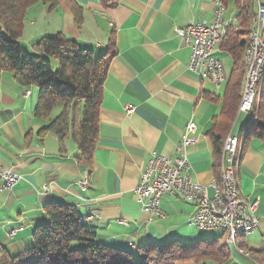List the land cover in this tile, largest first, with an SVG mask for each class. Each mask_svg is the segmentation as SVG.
I'll return each instance as SVG.
<instances>
[{
	"label": "crops",
	"instance_id": "1",
	"mask_svg": "<svg viewBox=\"0 0 264 264\" xmlns=\"http://www.w3.org/2000/svg\"><path fill=\"white\" fill-rule=\"evenodd\" d=\"M72 2L59 0L55 11L68 18L58 27L43 26L32 33L25 26L20 46L33 52L35 40L63 33L99 58L114 36L117 54L103 86L93 163L91 167L80 163L78 145L71 138L40 134L47 122L36 113L39 89L24 87L11 73L2 72L0 166L12 169L22 180L13 191L0 196V249L34 261L32 235L48 223L44 209L52 203L75 206L101 243L132 252L138 260L143 257L139 250L148 244L208 242L201 230L189 225L195 205L177 195L165 196L164 217L151 220L134 194L152 153L177 158L182 135L193 121L197 143L187 153L192 176L202 186L208 187L216 178L219 156L214 138L225 141L233 132L240 139L236 159L241 193L259 202L260 217L259 229L244 242L252 256L264 252V137L250 138L243 152L245 135L258 119L264 78L253 114L238 109L229 117L225 101L232 59L220 48L214 54L225 66V81L217 88L188 70L191 49L176 34L177 28L190 23L210 22L212 0H111L113 8L102 6L100 0H75L83 8L81 28L75 24ZM238 14V10H227L226 22L234 21ZM31 26L37 22L32 21ZM236 76L242 98L245 74ZM127 105L134 106L132 114L126 113ZM87 174L89 187L83 189L81 181ZM225 243L232 251L227 264H256V260L264 264L263 257L249 258L236 244L228 239Z\"/></svg>",
	"mask_w": 264,
	"mask_h": 264
},
{
	"label": "trees",
	"instance_id": "2",
	"mask_svg": "<svg viewBox=\"0 0 264 264\" xmlns=\"http://www.w3.org/2000/svg\"><path fill=\"white\" fill-rule=\"evenodd\" d=\"M74 1V21L77 28H81L83 8ZM110 1L100 0L102 6L113 8ZM223 1L227 10L239 11L228 24L227 35L219 47L233 62L225 101V114L231 117L242 102V85L236 75L246 76L245 55L251 42L258 0ZM39 2L49 3L50 10L59 5V0H0V75L7 71L24 87L39 89L36 113L47 122L40 134L71 138L78 145L80 163L91 167L98 143L102 91L109 64L117 54L116 40L114 36L110 38L106 53L99 58L63 33L40 37L31 44L33 52H28L20 46V41L27 12ZM53 61L58 63V69L53 68ZM261 88L258 119L245 135L243 152L250 138L264 137V85ZM225 141L219 137L213 141L219 156L215 169L218 181ZM44 213L48 223L37 227L32 235L34 247L30 255L35 256L34 261L13 256L6 248H1L0 264H227L232 257L231 248L225 243L226 234L222 233L211 243L148 244L139 250L143 257L138 260L132 252L101 243L96 234L87 229L75 206L52 203L45 207ZM244 239L237 238L236 247L250 256ZM259 256L264 258V252L252 257Z\"/></svg>",
	"mask_w": 264,
	"mask_h": 264
},
{
	"label": "built area",
	"instance_id": "3",
	"mask_svg": "<svg viewBox=\"0 0 264 264\" xmlns=\"http://www.w3.org/2000/svg\"><path fill=\"white\" fill-rule=\"evenodd\" d=\"M214 6L213 18L210 22L190 23L185 28H177L176 34L182 38L191 49L188 70L198 75L202 80L211 81L220 88L225 81V66L223 62L214 57L221 43L227 35L228 23L225 20L224 1L212 0ZM263 27L258 32L257 59L250 64V88L254 83L258 66L264 56V0H262ZM250 88L247 95L246 113H249ZM30 92L26 93L29 96ZM133 105H127L125 111L132 114ZM197 126L190 121L182 135L178 146L177 158L152 153L150 160L142 172L140 181L134 189L137 202L143 210L151 215V220L164 217L162 199L165 196H180L186 202L197 207L190 217L189 225L201 231L222 230V221H229V230H223L231 241L232 220H240L242 229H259L258 216L259 202L244 197H235L229 178L230 150L232 136L227 148L225 167L227 169V182L229 187V204L227 212H219V192L214 178L210 185L202 186L192 176L191 163L187 149L197 143ZM81 181L83 189L89 187ZM22 177L12 169L0 166V196L5 192L13 191L21 182ZM210 189L213 193L210 194Z\"/></svg>",
	"mask_w": 264,
	"mask_h": 264
},
{
	"label": "bare ground",
	"instance_id": "4",
	"mask_svg": "<svg viewBox=\"0 0 264 264\" xmlns=\"http://www.w3.org/2000/svg\"><path fill=\"white\" fill-rule=\"evenodd\" d=\"M224 11L226 14V6L224 4ZM262 1H258L257 6V14L253 25L251 26V42L247 53L245 55V68H246V76H245V83L243 88V97L242 102L239 108V112L246 113V103H247V95L250 88V78H251V67L250 64L255 62L257 59V43H258V32L260 28L263 27V16H262ZM264 78V56L263 59L258 66V71L256 72L254 83H252L250 88V102H249V113H251L254 109V105L256 103V99L258 97L259 86L260 82ZM239 114V113H238ZM253 114V112H252ZM256 117V116H253ZM254 119V118H253ZM252 119V120H253ZM229 135L225 141L224 148H223V155L221 161V180L216 179V187L219 192V212H227L228 204H229V187L227 182V169L225 167V160L227 156V148L230 141V137L232 136V145L230 150V170H229V178L230 183L232 186V191L235 197H243L241 193L240 187V178L237 172V152L240 143V139L235 136ZM88 177V174H87ZM84 185H89L88 178L84 180ZM223 230H229V221H222V230L221 231L226 234ZM253 229H242V224L240 220H232V227H231V241H229L228 234H226L227 239L231 243H236L237 238H245L253 234Z\"/></svg>",
	"mask_w": 264,
	"mask_h": 264
},
{
	"label": "rangeland",
	"instance_id": "5",
	"mask_svg": "<svg viewBox=\"0 0 264 264\" xmlns=\"http://www.w3.org/2000/svg\"><path fill=\"white\" fill-rule=\"evenodd\" d=\"M49 7H50L49 3L44 4L43 2H39V3H36L33 6H31L27 12V15H26V20H25L26 28H28L32 33H34L37 31V28L40 29L43 26L48 27L50 29H54L55 26L58 27V25L62 24L63 22H65V20H67L68 16L66 14H62L58 10L55 11L57 8H55L54 10H50ZM60 8L62 9L63 7L60 6L59 9ZM32 21L35 23L37 22V26H31ZM56 32H58V31H56ZM21 41H22V39H21ZM52 65H53L54 69H58V67H59V65L56 61H53ZM245 70H246V68H245ZM201 232H202L201 235L203 236V240H207L208 243H211L214 239L218 238V236H219L218 234L221 231H216V233L215 232H207V231H201ZM217 232H219V233H217ZM241 252H243V251H241ZM243 255L246 256V253ZM249 258H253L252 255H250ZM256 264H261L260 260H256Z\"/></svg>",
	"mask_w": 264,
	"mask_h": 264
}]
</instances>
